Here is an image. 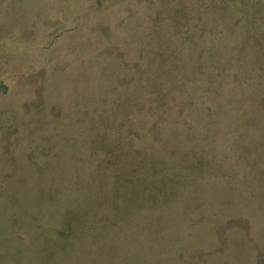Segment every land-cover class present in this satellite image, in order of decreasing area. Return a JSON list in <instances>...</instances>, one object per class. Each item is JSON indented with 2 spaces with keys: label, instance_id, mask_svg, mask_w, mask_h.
Listing matches in <instances>:
<instances>
[{
  "label": "rangeland",
  "instance_id": "1",
  "mask_svg": "<svg viewBox=\"0 0 264 264\" xmlns=\"http://www.w3.org/2000/svg\"><path fill=\"white\" fill-rule=\"evenodd\" d=\"M0 264H264V0H0Z\"/></svg>",
  "mask_w": 264,
  "mask_h": 264
}]
</instances>
